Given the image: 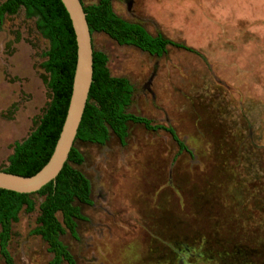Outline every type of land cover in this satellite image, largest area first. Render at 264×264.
<instances>
[{
    "label": "rangeland",
    "instance_id": "374dc122",
    "mask_svg": "<svg viewBox=\"0 0 264 264\" xmlns=\"http://www.w3.org/2000/svg\"><path fill=\"white\" fill-rule=\"evenodd\" d=\"M85 4L97 0H83ZM141 22L196 52L160 57L102 32L93 45L114 76L134 86L128 111L170 125L129 123L121 144L77 140L75 165L91 182L76 236L62 241L77 264H264V0H113ZM48 41L23 8L0 23V168L36 126L50 99L42 67ZM35 208L12 223L13 264H48ZM61 218L60 215H58ZM0 264H5L0 255ZM62 264H66L63 262Z\"/></svg>",
    "mask_w": 264,
    "mask_h": 264
},
{
    "label": "trees",
    "instance_id": "16d2710c",
    "mask_svg": "<svg viewBox=\"0 0 264 264\" xmlns=\"http://www.w3.org/2000/svg\"><path fill=\"white\" fill-rule=\"evenodd\" d=\"M80 1L91 35L102 32L119 45L134 46L157 57L165 54L169 46L196 52L160 31L149 32L139 21L121 17L113 9V0H97L89 4ZM20 8L24 9L27 17H35L37 30L48 41L42 67L48 75L46 83L50 99L36 126L24 139L14 143L6 166L0 170L29 176L48 161L59 137L72 92L77 44L72 22L61 0H0V23L6 14H15ZM92 66V83L74 145L56 178L31 193L0 188V255L5 264H13L8 251L12 223L18 220L22 209L28 212L34 210V195L42 199L38 203L36 224L31 234L39 235L47 244L52 254L48 264H77L61 239L66 230L76 236L77 221L86 220L79 203L92 204L91 182L75 166L84 161L83 153L75 147L77 140L105 144L113 133L124 144L129 123H133L142 125L146 130L168 132L177 143L179 152L191 153L172 126L154 123L146 116L128 111L134 93L133 84L125 76L112 75L108 56L95 49L94 45Z\"/></svg>",
    "mask_w": 264,
    "mask_h": 264
},
{
    "label": "water",
    "instance_id": "95a60500",
    "mask_svg": "<svg viewBox=\"0 0 264 264\" xmlns=\"http://www.w3.org/2000/svg\"><path fill=\"white\" fill-rule=\"evenodd\" d=\"M75 32L76 65L67 113L48 161L33 175L25 176L0 170V188L31 193L54 180L63 168L74 145L77 129L88 98L93 75L92 35L80 0H61Z\"/></svg>",
    "mask_w": 264,
    "mask_h": 264
}]
</instances>
